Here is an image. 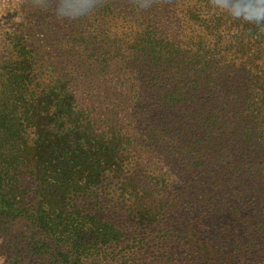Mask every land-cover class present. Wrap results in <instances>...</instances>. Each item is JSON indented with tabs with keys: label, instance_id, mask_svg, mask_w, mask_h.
Listing matches in <instances>:
<instances>
[{
	"label": "trees",
	"instance_id": "obj_1",
	"mask_svg": "<svg viewBox=\"0 0 264 264\" xmlns=\"http://www.w3.org/2000/svg\"><path fill=\"white\" fill-rule=\"evenodd\" d=\"M58 5L23 0L0 36L13 263L264 264V24L215 0Z\"/></svg>",
	"mask_w": 264,
	"mask_h": 264
},
{
	"label": "clouds",
	"instance_id": "obj_2",
	"mask_svg": "<svg viewBox=\"0 0 264 264\" xmlns=\"http://www.w3.org/2000/svg\"><path fill=\"white\" fill-rule=\"evenodd\" d=\"M141 9L152 6L154 0H134ZM222 11H226L235 19H240L256 25L264 24V6H252L241 3L240 0H215ZM103 0H59V5L54 9L58 17L75 19L91 14L98 6H102ZM264 30V29H261Z\"/></svg>",
	"mask_w": 264,
	"mask_h": 264
},
{
	"label": "rangeland",
	"instance_id": "obj_3",
	"mask_svg": "<svg viewBox=\"0 0 264 264\" xmlns=\"http://www.w3.org/2000/svg\"><path fill=\"white\" fill-rule=\"evenodd\" d=\"M23 0H0V36L6 34L10 28V22L15 20L12 14L20 7ZM2 239L0 238V264H14L11 253L3 250Z\"/></svg>",
	"mask_w": 264,
	"mask_h": 264
}]
</instances>
